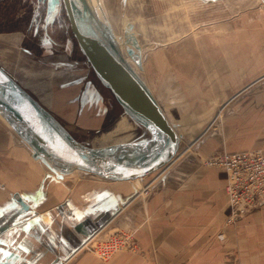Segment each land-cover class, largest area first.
<instances>
[{
  "label": "crops",
  "instance_id": "obj_1",
  "mask_svg": "<svg viewBox=\"0 0 264 264\" xmlns=\"http://www.w3.org/2000/svg\"><path fill=\"white\" fill-rule=\"evenodd\" d=\"M256 6L234 19L201 25L244 29L252 14L264 16L263 2ZM246 16L249 23L242 26L239 20ZM227 41L230 53L209 65L220 63L223 74L207 73L209 66L189 55L188 96L181 104L190 119L172 123L165 115L182 135L179 150L163 178L157 179L163 170L149 175L142 189L135 182L110 183L83 174L69 181L64 174L26 164L25 152L14 146L0 121V264H264V201L237 225L226 226V175L202 166L222 147L229 153L259 151L264 157V51L256 53L252 39L235 33ZM246 45V53L236 52ZM151 77L141 78L146 86ZM157 93L159 86L154 97L165 114L167 106ZM105 228L102 235L133 232L139 252L119 253L105 262L78 253L88 236ZM221 233L225 240L217 238Z\"/></svg>",
  "mask_w": 264,
  "mask_h": 264
},
{
  "label": "rangeland",
  "instance_id": "obj_2",
  "mask_svg": "<svg viewBox=\"0 0 264 264\" xmlns=\"http://www.w3.org/2000/svg\"><path fill=\"white\" fill-rule=\"evenodd\" d=\"M114 1L123 3V9L119 12V21L115 23L111 21L110 23L114 36H117L115 38L120 39V42L124 41V45H126L125 48L120 47L123 57L125 54L130 58L135 72L142 79L148 80V77L152 76L149 74L154 76L156 73L159 76L158 86L161 93H157L156 96L167 106L165 115L170 122H185L190 119V110L181 103L188 96L184 86L190 81L189 76L186 78L190 68L185 66L190 64V61L187 60H190L191 52L195 53V46L189 45L179 48L177 46L192 36L207 38L211 42V37L207 32L209 27L203 24L192 29L190 24L178 18H176V22H171L169 9L152 12L150 7L142 4L144 1L134 0L129 5L126 0ZM99 9L103 15L101 5H99ZM126 13L127 20L125 21L123 16L124 14L126 16ZM251 17L250 26L240 29L245 31L240 34V30L235 27L233 29L230 24L216 26L214 29L217 31V36L212 42L217 47L219 45L222 47V53H230L232 47L230 44L225 45L228 42L225 39L232 37L227 33L233 30L235 37L252 39V42L256 43V53H263L264 16L255 13ZM145 31L147 32L144 33ZM135 33L138 39H134L136 35L133 34ZM0 36L7 39L19 36L18 39H15L19 40L18 47H13L4 40H0V66L16 81L25 80L29 74L44 69L85 72L84 75H77V78L80 79V85L77 90L70 94L76 104L73 117L69 113L70 110L61 112L57 116L52 113L78 142L89 146L96 145L98 148L101 146L112 148L147 138V134L143 130L122 115L112 97L98 85L95 77L89 72L68 31L59 0H0ZM150 43H154L153 49H150ZM215 45L210 44L213 49H215ZM240 48L241 50L236 52L246 53L243 49H246L247 45ZM184 49H187V53L191 54L185 56L183 54ZM165 53L171 55L168 62L167 58L164 57ZM63 55L67 57L65 62L59 59ZM133 56L140 58L139 66L132 61ZM55 61L58 62L55 63ZM222 66L215 62L209 66L207 73L212 72L214 75V72L217 71L220 72L219 74H223ZM186 68L187 71L185 72ZM150 71L151 73H148ZM213 75L210 77H214ZM59 83L63 85L61 81ZM86 90L92 92L94 100L89 99L88 103L82 105L80 100L85 95ZM28 92L39 101L38 96ZM72 100L70 99L69 102ZM173 103L179 106L175 108ZM91 104L95 105V108L87 114L91 119L84 122L81 120V111L84 112L82 108ZM188 126L190 127V125ZM206 126L204 127L206 128ZM186 129L188 128L184 127V130Z\"/></svg>",
  "mask_w": 264,
  "mask_h": 264
},
{
  "label": "water",
  "instance_id": "obj_3",
  "mask_svg": "<svg viewBox=\"0 0 264 264\" xmlns=\"http://www.w3.org/2000/svg\"><path fill=\"white\" fill-rule=\"evenodd\" d=\"M165 1L171 6L188 8L205 21L234 19L247 12L253 4L264 2ZM60 3L68 31L89 72L112 97L122 115L143 130L147 138L112 148L80 143L1 66L0 118L29 146L35 164L44 161L60 174L79 171L110 183H129L167 167L179 150L182 135L168 123L158 101L131 63L123 57L120 46L107 30L108 24H102L87 1L60 0ZM132 61L140 65L138 56H133ZM99 231L88 236L78 250Z\"/></svg>",
  "mask_w": 264,
  "mask_h": 264
},
{
  "label": "bare ground",
  "instance_id": "obj_4",
  "mask_svg": "<svg viewBox=\"0 0 264 264\" xmlns=\"http://www.w3.org/2000/svg\"><path fill=\"white\" fill-rule=\"evenodd\" d=\"M87 4L90 8L94 9V12L97 14V16L99 17V19L101 20L102 24H108L109 27H107L108 32H111V34L114 36L113 34V30H112V26H110L111 21H114V23L116 21H119V17H120V10L123 9V3L121 2H115L114 0H100V4H99V0H86ZM129 3L133 2L134 0H126ZM139 1H144L142 4L146 5V7H150V9L152 10V12H157V11H163L164 10H168L170 11V17L169 19L171 20V22L175 21L176 22V18L180 19L181 21H186L188 24H190L193 28L197 27V25H201V23H207L205 22L204 19H200L201 16L197 15L196 13H194V11L188 9V8H184V7H179L176 5L171 6V4H169V2H163L164 0H139ZM60 2V0H59ZM257 3L253 4V6L250 7V9H254L251 10L252 12L256 11V6ZM264 4V2H263ZM101 5L102 11L104 16L101 15L100 11L98 10V6ZM160 5V6H159ZM255 7V8H254ZM264 11V6L262 7V9ZM260 10V11H261ZM167 12V11H165ZM128 13V12H127ZM127 13L126 16L124 14L123 18L126 21V17H127ZM105 17V18H104ZM123 20V21H124ZM210 21H212L213 19H209ZM231 20V19H230ZM213 21H218V20H213ZM239 22L241 23L242 26L247 25L248 22V18L243 17L242 19L239 20ZM202 26V25H201ZM147 31H145L144 33H146ZM207 32L209 33L211 40L215 41L216 39V30L213 27H209V29L207 30ZM235 32L231 31L230 33H227L228 35H233ZM136 35L134 36V39H138L137 34H133ZM116 36V35H115ZM114 36V38H115ZM155 36V35H154ZM117 37V36H116ZM19 36H14L11 39H7L3 36H0V40H4L5 42L9 43L10 45H12L13 47H18L19 46V40H15L18 39ZM118 39V38H117ZM115 38V40L117 41L118 45L121 47H126V45H124V41L120 42V39L117 40ZM231 38L225 39L226 41L229 40ZM210 39L207 38H202V37H189L188 39H185L184 41H182L177 47H184V46H189V45H193L194 47V51H195V55L198 57V59H202L200 61V63L209 66L210 64H212L213 61H215V59L219 58L222 54L221 50L222 47L219 45L218 47L215 45L214 42H210ZM213 43L215 45V49L211 48L210 44ZM150 49H153V47L155 46L154 43H150ZM213 50V51H212ZM183 54L186 56L188 54H193V52L191 53H187V49L183 50ZM143 55V54H141ZM124 57L126 58L127 61L130 62V58L128 56H126L124 54ZM165 58H167V62L168 59L171 58V55L168 53H165L164 55ZM61 61H67V57L66 56H61L59 58ZM131 63V62H130ZM200 63H197L198 66L202 65ZM131 65L133 66V64L131 63ZM203 66V65H202ZM137 67V66H136ZM134 69V67H133ZM135 70V69H134ZM153 70V69H152ZM206 71V67H204V69ZM187 71V68L185 69V72ZM153 72H155L153 70ZM85 72H73V71H65V70H61V71H55L53 69H44V70H39L38 72L34 73V74H29L25 80L22 81H17L21 87H23L25 90L30 91L31 93H33L34 95L38 96L39 98V104L44 107L53 117V114H56V116L58 114H60L61 112H68L72 115L74 114V110L76 109V104L75 101L72 100L73 97H71L72 95H70L73 91L77 90L79 85H80V79L77 78V75H84ZM59 81L62 82L63 85H61L59 83ZM158 83H159V76L155 73V75L153 77H151V80L148 81V88L150 90V92L153 94L156 93L155 91L158 90ZM184 86V84H183ZM91 98H89L90 96ZM72 100V102L69 100ZM89 99L94 100L93 98V94L92 92H90L89 90H86L85 95L83 96V98L80 100V102L82 103V105H85V103L89 102ZM69 102V103H68ZM72 105V106H69ZM95 108V105H89L86 107H83L82 110L84 112L81 111V116L84 122H87V120L90 121V117L87 115L89 114V112L91 110H93ZM53 113V114H52ZM221 111L218 112L217 114V118L218 120H221ZM55 118V117H54ZM56 119V118H55ZM0 121L5 123L1 118ZM58 121V120H57ZM216 123V122H215ZM5 125L7 126V124L5 123ZM9 132L11 133V142L14 144L15 147H20L23 149V151L25 152V157H24V163L26 164H32L35 165L37 167H39L41 170L45 171V172H50L53 175L56 174H60L57 173L56 171H54V169L52 167H50L46 162H42L40 164H35L34 158H33V152L31 151V149L29 148V146L20 139L19 136H17L14 131H12L8 126H7ZM73 137V136H72ZM93 147H96V145H93ZM98 148V146L96 147ZM99 148H106L104 146H101ZM163 172H161L160 176L157 178H163V176L166 174V172L168 171L167 167L162 169ZM160 170V171H162ZM158 172V171H157ZM61 175V174H60ZM64 175H66V179H69V181L73 180L74 177H79L81 175V173L79 171H73V172H69V173H65ZM148 177V176H147ZM146 179V177L142 180H137L135 181V185L139 188L142 189V183L143 181ZM152 188V186H149V188ZM150 188V189H151ZM106 230L103 229L101 231L98 232V235H102V233H104V231ZM85 249V248H83ZM83 250L79 251L78 253H82Z\"/></svg>",
  "mask_w": 264,
  "mask_h": 264
},
{
  "label": "built area",
  "instance_id": "obj_5",
  "mask_svg": "<svg viewBox=\"0 0 264 264\" xmlns=\"http://www.w3.org/2000/svg\"><path fill=\"white\" fill-rule=\"evenodd\" d=\"M202 166L223 171L226 175L225 191L229 206L226 226L237 225L264 201V157L259 151L229 153L222 147L213 158L205 160ZM149 186L144 188L145 195L150 193ZM217 238L225 240L226 236L221 233ZM81 250L102 262L119 253L139 252L135 234L120 230L111 231L107 235L97 233L82 245Z\"/></svg>",
  "mask_w": 264,
  "mask_h": 264
},
{
  "label": "snow or ice",
  "instance_id": "obj_6",
  "mask_svg": "<svg viewBox=\"0 0 264 264\" xmlns=\"http://www.w3.org/2000/svg\"><path fill=\"white\" fill-rule=\"evenodd\" d=\"M3 216V213L2 212H0V217H2ZM0 222H2V221H0ZM37 223H38V221H37ZM0 243H3V241H0ZM3 255V253L2 252H0V256H2Z\"/></svg>",
  "mask_w": 264,
  "mask_h": 264
}]
</instances>
